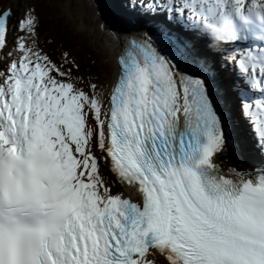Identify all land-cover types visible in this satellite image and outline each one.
<instances>
[{"label": "snow or ice", "instance_id": "obj_1", "mask_svg": "<svg viewBox=\"0 0 264 264\" xmlns=\"http://www.w3.org/2000/svg\"><path fill=\"white\" fill-rule=\"evenodd\" d=\"M139 8L127 29L97 22L118 44L107 96L68 51L41 48L34 8L19 18L0 70V264H152L150 249L165 264H264V167L215 160L240 148L236 120L264 157V0ZM13 15L0 9V51Z\"/></svg>", "mask_w": 264, "mask_h": 264}, {"label": "rangeland", "instance_id": "obj_2", "mask_svg": "<svg viewBox=\"0 0 264 264\" xmlns=\"http://www.w3.org/2000/svg\"><path fill=\"white\" fill-rule=\"evenodd\" d=\"M98 1H100L101 7L98 5L95 7L91 0H15V2L0 0V7L10 4L14 10L12 34L16 31L15 26L18 24L24 9L34 8L35 14L39 17L38 34L41 48L57 62H61L62 53L68 51L79 66V71L76 74L81 76L85 83L89 80L96 82L100 91L104 93L107 81L109 80L108 83L111 82L109 75L114 63L106 51L108 47V41L106 44L107 32L103 31L102 40L97 34L99 31L98 27L96 29L97 21L95 22L91 15L93 13L92 8L94 11L97 9V12L100 9L106 11L104 1ZM118 1L122 7L130 10L129 5H125L126 2L123 4L124 1L129 2V0ZM109 18L111 19V17ZM18 35H23V33H18ZM99 44H106V48ZM0 70H3L1 64ZM100 172L104 179V172L109 173L111 171L108 168H102ZM106 177L112 182L108 183ZM106 177L104 181L108 185L115 184L112 174L109 173L108 176L106 174ZM111 188L114 187L111 186ZM119 189L120 186L117 185L114 194L118 193ZM155 264H160V262Z\"/></svg>", "mask_w": 264, "mask_h": 264}, {"label": "bare ground", "instance_id": "obj_3", "mask_svg": "<svg viewBox=\"0 0 264 264\" xmlns=\"http://www.w3.org/2000/svg\"><path fill=\"white\" fill-rule=\"evenodd\" d=\"M13 2H15V0H12ZM84 1V0H83ZM104 1H106V0H104ZM114 1V7H113V9H114V11H115V13L120 17V18H114L115 17V14H114V12H112L111 11V9H109L108 10V14H107V12H105V11H103V10H98V12L96 11V13H94L95 11L93 10V8H92V12L94 13H92L91 15H92V17H94V21L96 22H98V21H106L108 24H109V26L114 30V31H121L122 29L121 28H117V26L119 25V21L120 22H122V23H125V20H129V18H130V10L128 9V10H126L125 9V7H121V5L119 4L120 2L118 1V0H113ZM12 2V3H13ZM127 3V4H125V5H129L128 3L129 2H127V1H124L123 2V4L124 3ZM108 3L109 4H111L110 3V0H108ZM14 4V3H13ZM3 6H11L10 4L9 5H3ZM98 6H99V4H98ZM110 14V15H109ZM114 16V17H112V15ZM109 17H111V19L109 18ZM112 18L114 19V24H113V20H112ZM119 20V21H118ZM12 21H13V18H12ZM118 24V25H117ZM96 29H97V26H96ZM96 29H95V32H96ZM107 32V31H106ZM103 31H101V30H99L98 31V33L97 34H99V36H101V39L103 40ZM107 35H108V37H107V39H106V44H107V41H108V47L106 48V44H99L100 46H102V47H104V48H106V51H107V53H108V56H110V58H111V60H112V62L115 60V58H114V54H116V51H117V48H118V44H117V42H116V40H115V38L113 37V36H111L110 35V33H108L107 32ZM196 48H197V50L198 51H200L201 53H206L207 52V49H204V47L203 48H198L197 46H196ZM9 50H11L10 48H9ZM112 51H113V53H112ZM5 60H6V62H8V59H7V54L5 55ZM114 66H113V68H112V70H111V72H110V78H111V81L113 80V78H114V74H115V72H116V67H115V62H114V64H113ZM103 69H104V67H103ZM104 71H105V69H104ZM109 81V80H108ZM108 81H107V84L105 85V90H104V94H107L108 93V91H109V89H110V86L111 85H109L110 84V82L108 83ZM235 138H237L238 139V141L239 142H245L244 144L246 145V146H248L249 147V145L251 144V142H247V140L244 138V137H241V135H235L234 136ZM235 151V153L236 154H240V156H242V159L243 160H245V161H247L248 163H250V164H252L253 166H256V164L254 163V162H256V163H259V160H256L255 159V157H254V154L253 153H251L250 154V151H246V150H242V148H241V145H240V148L238 149V150H232V149H230V150H228V151H226V154L227 155H230V156H233L231 153H233ZM224 157V156H223ZM222 156L221 155H219V154H215V160H216V162L217 163H219L220 165H221V167H227V166H230V167H235L237 170H241L240 168H237V162H236V159H230V157H229V159H227V157H224L223 159H224V161H222ZM118 182V181H117ZM117 185H120L121 186V188H120V191H119V193H121L122 195H127V193L129 192V187L128 186H124V185H122V184H120L119 182L118 183H116ZM111 191L113 192L114 191V188H111ZM149 255L154 259V261H159L160 262V260H161V258H163L161 255L160 256H157L156 254H153L152 252H150L149 253ZM148 260H150L149 258H147ZM160 264H164V262L162 263V262H160Z\"/></svg>", "mask_w": 264, "mask_h": 264}]
</instances>
